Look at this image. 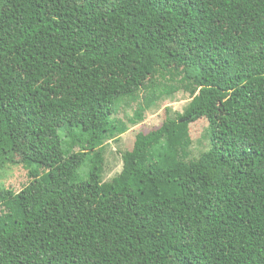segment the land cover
Here are the masks:
<instances>
[{"label":"trees","instance_id":"16d2710c","mask_svg":"<svg viewBox=\"0 0 264 264\" xmlns=\"http://www.w3.org/2000/svg\"><path fill=\"white\" fill-rule=\"evenodd\" d=\"M181 90L103 182L106 144ZM16 165L37 168L0 186V264H264V0H0V173Z\"/></svg>","mask_w":264,"mask_h":264},{"label":"rangeland","instance_id":"374dc122","mask_svg":"<svg viewBox=\"0 0 264 264\" xmlns=\"http://www.w3.org/2000/svg\"><path fill=\"white\" fill-rule=\"evenodd\" d=\"M141 101V99H138L137 102L130 103L125 111L120 112V117L124 118L125 114L132 116ZM190 102L191 96L182 90L163 96L145 113L142 123L132 127L117 141L107 143L104 147L103 182H110L121 173L123 167L122 155L132 150L138 133L148 134L159 129L167 118H176L177 114H183ZM207 127L208 122L206 119H200L189 125V133L192 139L190 159H198L201 154L210 149V141L206 136ZM35 168H37L36 165H32L27 169L23 165L7 166L0 173V186L15 192L21 191L29 183L28 172ZM40 174L43 175L41 170Z\"/></svg>","mask_w":264,"mask_h":264},{"label":"water","instance_id":"95a60500","mask_svg":"<svg viewBox=\"0 0 264 264\" xmlns=\"http://www.w3.org/2000/svg\"><path fill=\"white\" fill-rule=\"evenodd\" d=\"M181 122H183V121H181Z\"/></svg>","mask_w":264,"mask_h":264}]
</instances>
